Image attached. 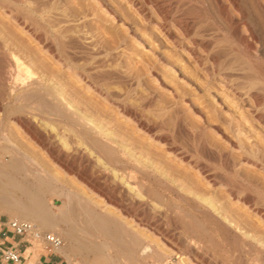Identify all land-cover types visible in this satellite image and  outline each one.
<instances>
[{"label": "bare ground", "instance_id": "6f19581e", "mask_svg": "<svg viewBox=\"0 0 264 264\" xmlns=\"http://www.w3.org/2000/svg\"><path fill=\"white\" fill-rule=\"evenodd\" d=\"M231 1L234 3L235 0ZM148 2L155 9L158 7L155 0L143 1L144 4ZM214 2L219 17L236 30L237 23L230 16L226 5L218 0ZM55 4L51 0H0V22H3L0 27V88L2 96L8 101L6 105L10 107L5 110L7 115L30 116L28 121L20 120V125L32 142L46 151L48 158L66 174L81 182L83 188H87L86 192L89 190L94 198L91 196L84 199L82 195L79 196L77 190L82 188L78 185L76 195L74 191L67 190L66 186L57 183L55 176H52L54 174L51 175L42 167L44 164L41 166L36 159L31 158L33 156L30 157L11 142L0 138V213L7 212L11 216L9 220L27 221L39 230L49 229L52 231L50 234L58 235L61 239L62 246L58 250L62 255V250L67 246L71 253L81 259L80 264H147L150 259L159 260V264L164 261L167 252L154 246L156 241L152 238V231L159 230L166 240L175 242L174 237L167 233L168 230L164 232L161 227V223H165H160L161 215L168 214L172 209L169 202L171 197L160 193L155 186L169 191L207 217L216 216L215 219L225 229L236 226L222 215L223 208L210 196L202 194L186 182L189 177L175 174L171 165L183 164L195 173L192 174L197 182L212 188L216 186L214 176L201 166L190 163L184 149L174 141L172 131L180 127L178 118L171 116L165 121L162 113L161 116L149 118L128 106L122 90L109 81V52H98L95 47L84 49L82 43L85 39L81 37L78 27L62 29L59 27L61 22L51 21V11L58 8ZM131 6L146 23L151 21L142 6L135 2ZM61 14L60 17L63 16ZM165 18L166 15H163ZM175 24L188 43L174 36L176 33L166 20L153 23V28L171 40L207 73L209 66L206 68L199 54L200 48L206 50L203 39L206 30L193 34L200 38L198 41L190 36L193 26L189 25V31L185 22ZM137 32L138 29L132 34L136 40L144 36ZM216 58L211 61L217 62ZM157 60L164 62L160 57ZM223 69L214 70L211 75L207 73L209 79L219 83L218 94L223 97L222 104L226 102L232 112L239 115L243 120L242 127H264L263 82L259 85L261 88L258 85L240 88L237 85L240 80L235 82L236 85L231 84L232 75ZM241 77L243 79L244 76ZM148 96H144L145 102ZM212 96L220 99L218 95ZM17 103L21 105L17 106ZM243 112H247L250 118L243 117ZM210 119L206 117L205 123L209 124ZM216 122H220L219 115H216ZM211 127L231 148L238 151L241 164L256 168L264 178V144L258 145L261 149H254L255 145L249 142L250 138L242 135L244 131L240 125L230 130L229 136L216 123ZM225 176L222 178H227ZM239 189L235 188L236 193L234 189L228 192L229 201L237 204L239 210L258 216L261 210L252 205L251 195H242L244 189ZM66 190L69 193L67 195L64 194ZM54 195L62 200L59 208L47 203V197ZM75 196L81 198L80 203ZM73 199H78L75 202L77 206L73 205ZM256 201L260 203L259 199ZM79 212L81 218L78 217ZM244 234L247 239L255 238L252 234ZM257 242L262 246V243ZM179 260L182 261V258Z\"/></svg>", "mask_w": 264, "mask_h": 264}, {"label": "rangeland", "instance_id": "374dc122", "mask_svg": "<svg viewBox=\"0 0 264 264\" xmlns=\"http://www.w3.org/2000/svg\"><path fill=\"white\" fill-rule=\"evenodd\" d=\"M51 1H55L57 3L55 4L56 8H59L56 11H51V21L61 22L59 27L62 29L78 27L81 37L86 41V44L84 41L82 43L84 49H94L95 47L98 52H109V61L111 63L108 68L111 73V80L109 79V81L112 82V85L122 90L121 93L125 95L123 97H126L125 103L128 106L142 116H148L149 118L161 116L162 114L165 121H168L171 116L178 118L180 127L172 131L174 141L178 143L180 148L184 149L186 158L190 163L195 166H201L214 176L216 186L212 188L197 182L193 176L195 173L189 169L190 167L183 164L181 166L171 165L175 174L189 177L186 182L202 192V194L210 196L217 205L223 208L222 215L229 218L232 221V225H236L233 226L234 228L225 229L222 223L215 219L216 216L207 217L190 208L169 191L155 186L160 193L171 197L169 202L172 209L168 214L163 213L161 215L162 220L160 219V223H165V225L161 223V227L165 230L164 232L168 230L167 233L171 234L175 239V242H171L166 240L163 237V233H160L159 230L152 231V238L156 241L154 246L157 245L167 252L164 261L159 264H264V178L260 176L256 168L241 164L238 151L231 148L212 129L211 126L216 123L221 131L228 135L229 131L234 129L236 125L242 127L243 120L238 117V114L232 112L226 102L222 104L223 97L221 98V95L218 94L220 90L219 83L209 79L207 75V73L211 75L218 69L224 68L225 73L232 75L231 84L233 85H236L235 82L240 80V82H237L240 88H246L249 85H252V87H257L258 85L259 87L261 82H263L261 86H264V0H235L234 3L231 0H218L226 5L230 16L237 23L235 29L239 30H234L219 17L215 9L214 0H155L158 3L157 10L150 2L144 4V0ZM132 2L142 6L144 12L150 15L151 21L149 23H146L139 12L131 6ZM61 13H63V16L60 17L59 14L62 15ZM163 15H166L165 19H163ZM162 20H166L168 24L172 25L176 33H174V36L176 37L177 35V38L185 44L188 43V40H185L184 34L176 29L177 25L175 22H185V24H188L189 31V28H191L189 25L193 26V32L191 30L189 33L192 39L194 38L198 41L200 38L193 34L199 30H206L203 33L206 50L200 48L199 54L204 59L202 61L206 68L208 66L210 68L207 69V73L203 72L201 67L195 64L194 60L182 52L178 46H175L171 40L165 38L153 28V23L161 22ZM2 23L0 22V27ZM136 29H138L137 33H143L144 36L141 39L136 40L132 36ZM233 30L235 33L232 32ZM234 34L236 35L234 36ZM156 56L163 58L164 62H159ZM214 58L217 59V62H212ZM231 66H233V69L237 68V71L233 70ZM239 67L241 71L238 70ZM259 71L261 72L259 73ZM241 76L246 77L241 79ZM247 77H252L251 81ZM246 78L247 81H244ZM255 79L258 81H255ZM252 80L254 81L252 82ZM262 91L264 92V88H262ZM263 92L260 93L263 94ZM0 93V138L11 142L16 148H20V151L25 152L30 157L33 156L31 158L36 159L41 166L44 164L42 167H45L44 169L51 175L54 174L52 176H55L54 179L57 183L64 187L66 186V189L74 191L75 195L79 191V196L82 195L81 197L84 199L90 198L92 193L89 190L86 192L87 188L84 189L85 187L81 182L79 183L78 180L66 174L61 167L48 158L46 151L32 142L28 133L20 125V120L25 119L28 121L31 119L30 116L7 115L5 110H9L10 107L6 105L8 101L6 97L2 96L1 88ZM144 93L147 96L149 95L147 102L143 99L146 96ZM212 95H218L220 99ZM149 101H151V104ZM16 105L21 104L17 103ZM216 115L220 116V122H216ZM206 117H211L209 124L204 121ZM243 117L250 118V115L247 112H243ZM4 127L7 129L5 130ZM263 128L257 125L252 129L246 126L242 127L244 131L242 135L245 138H250L249 142L255 145L254 149L256 148V150L261 149L258 145L263 146L264 144ZM5 159L8 160V158ZM167 164H169V161H167ZM225 165H227V169ZM224 176L227 178H222ZM227 180L229 183H227ZM62 181L65 183H62ZM76 185L82 189L77 188ZM242 185L247 188H242ZM238 187L244 189V194L242 195L247 194L249 197L251 195L252 205L254 204L257 209L259 208L258 210H261L258 216H253L249 211L243 212V210H239L237 204L229 201L228 192L234 189L233 192L236 193L235 188L240 190ZM75 189L77 192H75ZM67 190L64 192L66 195L69 194ZM57 197L56 195L48 196L47 203L49 205L54 204L59 208L62 205V200ZM75 198L78 197L75 196ZM91 198H94V196ZM78 199L80 203L81 198ZM78 199H73L74 206H77ZM254 199H259L260 203ZM190 202L192 203V200ZM81 216L79 212L78 217L81 218ZM162 216L165 217L163 218ZM8 219H11V216L7 212L0 213L1 221ZM40 230L52 233L49 229L40 228ZM59 233L57 232V234ZM244 233L252 234V237L255 236L254 240L244 237ZM257 241L262 243V246ZM29 242L37 247H35L37 249L36 252H39L42 248L32 240H29ZM62 251L64 256L59 250L53 252L46 250L45 252L52 255L56 254L59 256V260L63 261V264H67V262L69 264L81 263V259L71 253L69 247L66 246ZM180 258H182V261L179 260ZM157 262L160 261L150 259L147 264H157Z\"/></svg>", "mask_w": 264, "mask_h": 264}, {"label": "built area", "instance_id": "2783aa9c", "mask_svg": "<svg viewBox=\"0 0 264 264\" xmlns=\"http://www.w3.org/2000/svg\"><path fill=\"white\" fill-rule=\"evenodd\" d=\"M6 231L19 238L20 244L31 245L29 240L39 244L43 251H56L62 246V241L55 235L43 232L27 221L4 220L2 222ZM23 260L21 253L16 248L1 251L0 264H19Z\"/></svg>", "mask_w": 264, "mask_h": 264}, {"label": "crops", "instance_id": "0c3cea01", "mask_svg": "<svg viewBox=\"0 0 264 264\" xmlns=\"http://www.w3.org/2000/svg\"><path fill=\"white\" fill-rule=\"evenodd\" d=\"M2 222L3 221L0 220V259L1 251L9 248H16L20 251L23 258L19 264H63V261L59 260L60 258L56 254H49L48 252L43 251L42 248L39 252H36L37 247L33 244H20L21 241H19V238L10 235L6 231Z\"/></svg>", "mask_w": 264, "mask_h": 264}]
</instances>
